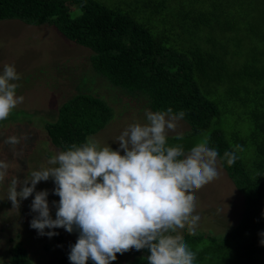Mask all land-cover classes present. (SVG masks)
Returning a JSON list of instances; mask_svg holds the SVG:
<instances>
[{
    "label": "trees",
    "instance_id": "trees-1",
    "mask_svg": "<svg viewBox=\"0 0 264 264\" xmlns=\"http://www.w3.org/2000/svg\"><path fill=\"white\" fill-rule=\"evenodd\" d=\"M72 6L79 10L74 16ZM10 18L48 23L90 48L93 69L132 96L144 95L152 111L183 110L193 133L212 127L208 145L244 194L245 208L220 239L187 230L182 236L196 253L194 264H264V0H0V19ZM224 98L243 106L252 122L244 137L235 133V147L218 126ZM111 117L103 99L77 92L44 127L64 151ZM248 142L255 157L244 163L239 152ZM225 151L237 156L232 166ZM142 251V258L120 264H148L150 253ZM69 261L66 255L61 264ZM10 263L32 264L21 241L12 246Z\"/></svg>",
    "mask_w": 264,
    "mask_h": 264
},
{
    "label": "clouds",
    "instance_id": "clouds-1",
    "mask_svg": "<svg viewBox=\"0 0 264 264\" xmlns=\"http://www.w3.org/2000/svg\"><path fill=\"white\" fill-rule=\"evenodd\" d=\"M21 76L14 65L0 73V121L9 118L24 101L17 95ZM146 123L130 124L117 137L118 149L101 146L94 138L71 144L67 150L50 156L48 166L32 170L24 179L13 177L7 200L19 208L34 195L30 209L35 213L30 227L38 235H58L46 229L63 228L78 232L70 245L71 264H112L117 254L147 249L148 264H194L196 253L179 230L194 235L201 219L196 213L195 193L219 177V153L208 141L186 150L169 144V133L176 132L183 110H145ZM176 140H182L177 134ZM6 143L17 145L11 136ZM223 158L232 166L237 156L225 151ZM9 163L0 160V184L9 175ZM54 182L51 215L49 191H36L41 181ZM264 237V232L260 233ZM260 243L264 245V239Z\"/></svg>",
    "mask_w": 264,
    "mask_h": 264
},
{
    "label": "rangeland",
    "instance_id": "rangeland-1",
    "mask_svg": "<svg viewBox=\"0 0 264 264\" xmlns=\"http://www.w3.org/2000/svg\"><path fill=\"white\" fill-rule=\"evenodd\" d=\"M69 9L72 16L79 12L77 6ZM92 54L90 48L71 41L48 23L34 25L15 18L0 19V73L5 65H14L21 76L19 81H14L19 85L17 95L25 98L8 119L0 121V160L10 165L8 177L0 184V260L4 263H10L11 248L21 241L32 264H61L62 258L69 256L70 245L78 239V232L68 233L63 228L46 229V232L58 233L49 238L38 235L37 230L30 227L36 215L30 209L35 193L23 200L19 208H13L7 200L8 185L13 177L24 179L30 171L48 166L50 156L61 151L51 142L44 125L56 119L58 108L65 100L82 92L98 96L109 104L111 119L102 130L88 138H94L101 146L111 145L114 150L119 148L117 137L130 124L147 122L145 110L151 108L146 97L132 96L122 86L97 73L91 62ZM202 90L205 92L209 88L206 85ZM219 94H223L222 90ZM219 107L222 114L218 126L229 144L235 147V133L244 137L252 129V122L240 104L224 98ZM211 129L193 133L187 121L182 119L176 132L169 133V144L181 143L185 149H190L198 142L208 141ZM177 134H182L183 139L176 140ZM11 136L20 138V143H6ZM239 153L244 163H251L255 157L250 142ZM217 168L219 177L195 193L194 214L201 217L197 234L220 239L240 222L245 197L219 159ZM54 187L51 179L41 181L36 187V191H49L53 218L56 208L52 201H59V197L52 194ZM185 231L179 230L181 235ZM144 254L135 249L118 253L112 264L132 262ZM88 264L94 262L89 260Z\"/></svg>",
    "mask_w": 264,
    "mask_h": 264
},
{
    "label": "built area",
    "instance_id": "built-area-1",
    "mask_svg": "<svg viewBox=\"0 0 264 264\" xmlns=\"http://www.w3.org/2000/svg\"><path fill=\"white\" fill-rule=\"evenodd\" d=\"M0 264H7V263H4L3 261L0 260Z\"/></svg>",
    "mask_w": 264,
    "mask_h": 264
}]
</instances>
